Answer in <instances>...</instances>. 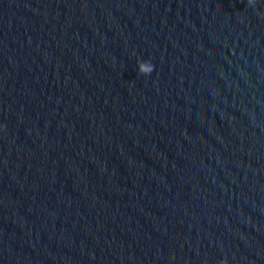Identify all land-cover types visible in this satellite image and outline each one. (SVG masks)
<instances>
[{"label": "water", "instance_id": "obj_1", "mask_svg": "<svg viewBox=\"0 0 264 264\" xmlns=\"http://www.w3.org/2000/svg\"><path fill=\"white\" fill-rule=\"evenodd\" d=\"M0 264H264V0H0Z\"/></svg>", "mask_w": 264, "mask_h": 264}, {"label": "clouds", "instance_id": "obj_2", "mask_svg": "<svg viewBox=\"0 0 264 264\" xmlns=\"http://www.w3.org/2000/svg\"><path fill=\"white\" fill-rule=\"evenodd\" d=\"M257 0H249V3L255 6ZM154 71V65L150 61H138V72L143 77H150Z\"/></svg>", "mask_w": 264, "mask_h": 264}]
</instances>
